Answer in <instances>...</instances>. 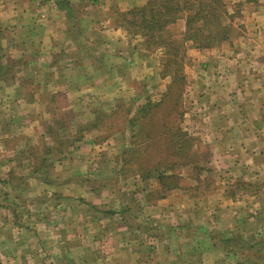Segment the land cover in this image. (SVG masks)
Masks as SVG:
<instances>
[{"label": "rangeland", "instance_id": "1", "mask_svg": "<svg viewBox=\"0 0 264 264\" xmlns=\"http://www.w3.org/2000/svg\"><path fill=\"white\" fill-rule=\"evenodd\" d=\"M19 1L0 0V54L11 53L15 61L21 58L15 67L16 87L11 85L12 81L8 84L0 81V93L18 100L15 110L18 126H12L13 131H9L6 124L0 125V161L6 164L0 171L14 180L13 186L9 185L11 190L19 186L22 191L33 192L35 198L26 200L24 211L30 210L34 202L41 206L52 204L55 216H51L59 224L65 221L62 217H67L66 212H69L68 220L78 217L79 207L85 201V213H96L95 207L122 210L128 216L125 223L146 232L152 224L161 221L153 210L165 212L171 207V214L168 212L162 224H171L175 218L201 227L193 231L190 227L183 234L195 238L198 235L200 239L196 241L203 249L209 247L203 236L209 238L210 235L220 241L219 247L223 249V239L227 238L222 233L224 227L234 225L239 216L247 218L256 211L259 225L264 224V126L257 125L258 130L250 131L247 126H237L233 120L250 113L247 122L255 124L264 117V84H260L264 77H257L260 71L264 74L261 65L264 62L258 47L259 35H256L258 26L264 28V0L256 4L228 0L230 4L243 3L242 16L232 21L231 39L210 49L196 48L193 41H187L185 57L181 60L184 80L174 75L162 76L163 49H148L140 36L131 37L128 29L116 26L112 13L129 9H122L129 6L121 0H103L102 4L100 0H70L72 18L68 19L65 10H60L67 20L63 26L61 13L56 23L49 20L58 9L54 0L41 2L40 17H34L35 24L31 15L16 14L17 10L24 9L17 7ZM186 18L187 13L170 26L174 38H184ZM38 21L41 25L36 26ZM117 29L124 31L126 37L114 34ZM91 30L94 31L91 33ZM247 35L250 41L244 39ZM222 46L233 52L242 49L244 57L240 62L230 63L227 51L216 53L217 58L210 56H214L210 54L214 49ZM215 60H219L220 70L226 72L223 81L230 90L220 107L232 116L229 127L218 133L201 125L209 114L207 110L219 107L217 96L213 95L222 97V90L214 92L216 86L210 83L202 86L208 73L205 65ZM227 63L235 67L234 70ZM237 66L243 70L241 74L236 73ZM209 76L218 84L220 73L219 79L212 74ZM239 76L243 80L240 81ZM22 81L27 86L21 87ZM70 81H75L72 89ZM79 86L81 89L77 91ZM245 87L250 88L251 97H238V103L234 102V95L244 92ZM57 92H61L60 97L51 100L52 94ZM165 93L170 96L159 107H152L147 114L137 111L146 97L160 102ZM251 99L257 103H249ZM53 117L55 121H64L63 125L53 122ZM128 117L136 118L137 126L131 129L135 132L126 131ZM250 144L259 147L242 149V146L252 147ZM137 159L144 170L160 163L172 167L168 173L178 179L171 180L173 188L164 193V198L159 180L140 177L144 172L136 169ZM129 160L132 163H127ZM42 161L47 167L37 173L40 176L32 173ZM199 164L201 169L193 167ZM31 179L40 180L42 184L32 183ZM238 181L262 184L255 194L250 186L233 185ZM231 191L235 192L234 199L230 197ZM56 192L71 196L59 200ZM161 200L167 201L162 203ZM193 207L195 217L181 220L182 216L173 213V210ZM41 212L42 219L47 220L50 210ZM251 230L254 233L255 227ZM251 235L250 232L249 237ZM141 238L138 237V242ZM251 242L257 247L245 250L242 255L239 252L238 257L219 250L218 257L222 255L223 259L213 263L252 264L247 257L254 258L257 249L264 255V238L255 236ZM261 259L263 263L264 257Z\"/></svg>", "mask_w": 264, "mask_h": 264}, {"label": "crops", "instance_id": "2", "mask_svg": "<svg viewBox=\"0 0 264 264\" xmlns=\"http://www.w3.org/2000/svg\"><path fill=\"white\" fill-rule=\"evenodd\" d=\"M46 1L50 2L49 0ZM121 1L126 3V6H129L122 9H128L146 3V0ZM41 2L45 3L44 0H20L17 7H24L25 10L18 8L19 10H17L16 14L20 17L31 15L33 17V23L35 24L37 19L34 17H40L38 12H40L39 5ZM102 3L103 0H100V4ZM106 4H108L107 1ZM106 4L104 6H106ZM119 5L122 7V4ZM27 8L31 9L28 11ZM109 8H107L106 11H109ZM53 12H55V17L53 16L52 18L50 16L49 20L52 23H56V18L61 13L59 18L64 21L61 26L65 25L67 22L66 13L64 14V12L59 9ZM39 22L40 21L36 23V26L41 25ZM258 28L259 31L256 34L257 36L259 35L258 47H260L262 51V54H260L262 55L261 61L264 62V28H262V26H258ZM93 31L94 30H91V33ZM114 34H120V37L123 38L126 37L125 32L120 29L114 31ZM32 37H34V35H32ZM244 39L250 41L248 35L245 36ZM32 40L34 39L32 38ZM247 42H245V44L247 46L250 45L247 44ZM214 50L215 51L210 53L214 54V56L210 55L213 58H217L216 53L220 55L221 52L227 51L230 57L228 58V60L231 61H229L230 63H235L237 60L240 62L241 57H244L243 55L245 53H243L242 49L233 52L226 50L223 46ZM217 63H219V60H215L213 63L209 62L205 65L206 68H208V73L202 84L203 86L204 84L208 85L210 83L216 86L217 89L214 92L222 90V97L218 96L220 94L216 93V95H213V97L217 96L216 104H218L219 107L208 109L207 112H209V114H206L207 116L204 117L201 123L205 129L208 127L213 133L226 130L230 125L229 120L232 118L231 115H228L222 107H220V104L229 96L230 90L228 84L223 81V76L226 72L221 71ZM230 63H227L229 68L234 70L235 67L231 66ZM261 65L264 67V63H261ZM235 70L237 74H241L243 71L240 66H237ZM209 74L219 79L218 84L214 82L215 79H212ZM256 74L257 72H255V75ZM239 77L241 81L242 77ZM257 77L262 79L264 74L260 71ZM250 80H252V78ZM248 82L252 84V81ZM246 83L247 82H243V84ZM260 84L263 85L264 82ZM14 86L16 87V84H14ZM247 95L249 98L251 97V90L245 87L244 92L234 95L235 99L233 100L238 103V97H247ZM0 96V100L2 99V101H0V121L2 122L0 125L6 124V126L10 127L9 131H13L12 126H18L15 111L18 102L17 97L12 95L9 96L8 94L3 95L1 93ZM248 101L253 104L257 103L255 99ZM248 116L250 117V113H246L244 116H236L233 118L234 123L239 127L247 126L250 131L255 129L258 130L257 125L261 128L264 126L263 116L258 120H256L257 118L255 117L253 119V121L256 120L255 124L247 122ZM4 133L6 132H2V134ZM250 146L252 147L242 146V149L244 150V147L246 150L259 147L256 144H250ZM5 165L6 164L0 161V167H5ZM31 180L32 183H37L38 185L42 184L40 180ZM13 182L14 180H10L8 175L4 176L0 171V264H199L200 262L204 264H214L213 262L216 259L220 261L223 259L222 255L218 257L220 254L219 250H223L236 257L233 251L229 250L230 247H228L227 244L224 243L223 249H220L218 244L220 241L215 240L213 237L210 239L203 236V240L205 239V241L208 242L207 245H209V247L203 249L200 246V242L196 241L200 239L198 235H196L197 238H195L194 235H191V237L184 235L183 232L190 227L192 231L195 228L196 230L201 229V227H194L195 224L191 225V222L183 223L174 218L171 224H162L163 221H165L164 219L168 218V215L171 214V207L165 212L153 210L155 211L154 213L160 215L161 221L158 220L156 224H152L150 229L146 232H144V229L137 230L134 229L132 225L125 223L124 219L127 220L128 216H125L126 212L123 213L122 210H114V208H108L106 210L101 207H95L97 212H90L93 215H90L89 212L85 213V210H83L86 209L85 206H87L85 201L79 207L81 209V214L78 215V217L70 216L72 218L68 220L69 212H66L67 217H62L65 221L57 224L54 220L55 208L52 207V204L51 206H41L38 202H34L30 210L24 211L26 200L28 198H35V196L32 195V191H22L19 186H15V190H11L9 185L13 186ZM57 194V199L59 200H64L67 199L68 196H71L70 194ZM39 196L41 195L39 194ZM96 197L97 196L93 194V198L96 199ZM12 198L16 199V201H12ZM166 201L167 200H161L162 203ZM77 202L81 204V201ZM93 204L95 205V203ZM194 209V207L186 210L180 208V210H173V213L175 216H182L180 217L182 220L183 217H195ZM42 210H50V215L47 220H45V218L42 219ZM98 212L102 214H98ZM255 212L256 211H253V214L247 218H241V216H239L235 224L233 225V223H231L226 225L222 233H224L226 237L241 236L242 239L248 240L250 244H253L251 240L254 239L255 236L264 238V236H261L264 235V232H262L264 224L259 225L260 218L257 212ZM209 220H212V218H209ZM253 227H255L254 233L252 232L253 230H251ZM250 232L253 234L250 236L251 238L249 237ZM140 236L142 238L138 242V237ZM184 244H186L185 247L187 249L184 248ZM245 250L247 249L242 250L240 254L242 255ZM200 256H203L202 260ZM239 264H243V262L240 261Z\"/></svg>", "mask_w": 264, "mask_h": 264}, {"label": "trees", "instance_id": "3", "mask_svg": "<svg viewBox=\"0 0 264 264\" xmlns=\"http://www.w3.org/2000/svg\"><path fill=\"white\" fill-rule=\"evenodd\" d=\"M227 1L228 0H147L145 4L133 6L126 11H120L119 9L115 10V13H112V15L117 27L128 29L131 37L140 36L148 49L150 48L153 51L163 49V55L165 57L164 68L161 72L163 77L166 75H174L176 79L184 80V74L182 73L183 69L181 70L183 66L181 60L185 57L184 51L186 50L187 41H193L194 47L196 48L210 49L231 39L234 30L232 21L234 18L242 16L240 6L242 7L243 3L240 4L236 2L230 4ZM246 1L255 4L260 2V0ZM70 3V0H54V4L59 10H65L68 19L72 18L73 14V10L69 8ZM94 4H97V1H95ZM231 11L235 12L232 13ZM186 13L187 29L185 36L181 38L182 40L176 37L174 38L170 31V26L176 23L178 19L183 17V14ZM1 49L4 48L1 47ZM18 60L21 61V58ZM19 61H15L11 53L0 54V81L6 82L7 84L12 81L11 85L16 83L14 80L17 77L15 67ZM62 69L63 67L60 72ZM174 71L178 72L176 73ZM20 83L19 85L21 87L27 86L23 85V81ZM74 83L75 81H70L68 83L70 89L73 88L72 85H74ZM69 88L68 90H70ZM80 89L81 87L79 86L77 91ZM60 93L61 92L52 94L51 100L53 98H58V96L60 97ZM169 96L170 93H165L160 102H153L150 100V97H146L145 102H142V104L138 106L137 111H139L140 114H147L152 107H159L161 103H164L163 100H167ZM178 113L181 114L180 112ZM96 121H98V118ZM53 122L61 126L64 121H55L54 118ZM135 124L136 118L128 117L126 131L135 132V129L131 130L134 126H137ZM135 136L136 135L133 134V137ZM139 151L140 150L137 152ZM127 163H132V160L127 161ZM137 164L138 166L136 169L143 170L144 172L139 174L142 179L156 178L160 181L163 187L162 198L165 197L164 193L170 192V189L173 188L171 180L178 179L175 174L168 173V171L172 169L171 166H163L160 163L148 170H144L143 164H141L138 159ZM46 167L47 163L42 161L33 169L32 173H42ZM193 167L195 169H201L200 164ZM175 183H177V181ZM261 184L262 183H259V181H238L233 185L242 188L250 186L254 189L253 192L256 194V190L259 189ZM174 186L176 185L174 184ZM234 196L235 192L231 191L230 197L234 199ZM122 212L125 213V211ZM124 221L127 222L126 219H124ZM212 237L216 238L211 235L209 236L210 239H212ZM223 241L230 247L229 250L233 251L236 257H238L239 252H242L244 249L249 250L257 247V244H250L248 240L242 239L241 236L227 237L224 238ZM262 254L261 250L257 249L254 258H247L251 260L252 264H264V262L261 263V258L264 257ZM258 259L259 262H257Z\"/></svg>", "mask_w": 264, "mask_h": 264}]
</instances>
